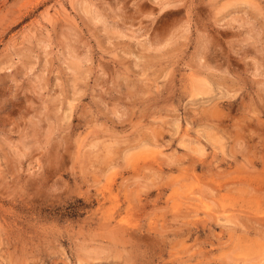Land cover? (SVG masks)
<instances>
[{
  "label": "rangeland",
  "instance_id": "rangeland-1",
  "mask_svg": "<svg viewBox=\"0 0 264 264\" xmlns=\"http://www.w3.org/2000/svg\"><path fill=\"white\" fill-rule=\"evenodd\" d=\"M0 264H264V0H0Z\"/></svg>",
  "mask_w": 264,
  "mask_h": 264
},
{
  "label": "bare ground",
  "instance_id": "bare-ground-1",
  "mask_svg": "<svg viewBox=\"0 0 264 264\" xmlns=\"http://www.w3.org/2000/svg\"><path fill=\"white\" fill-rule=\"evenodd\" d=\"M106 146H107V145H106ZM106 146H105V147H106ZM106 149H107V147H106ZM108 149H109V148H108ZM110 149H111V148H110ZM111 150H112V149H111Z\"/></svg>",
  "mask_w": 264,
  "mask_h": 264
}]
</instances>
